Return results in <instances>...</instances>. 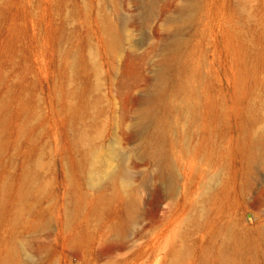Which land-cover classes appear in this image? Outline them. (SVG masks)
<instances>
[{"label": "rangeland", "instance_id": "obj_1", "mask_svg": "<svg viewBox=\"0 0 264 264\" xmlns=\"http://www.w3.org/2000/svg\"><path fill=\"white\" fill-rule=\"evenodd\" d=\"M184 1L0 0V264H219L236 247L230 264H248L264 237V149L250 164L247 135L264 128V0H195L167 26ZM155 102L157 125L136 126ZM85 138L127 161L135 208L95 210Z\"/></svg>", "mask_w": 264, "mask_h": 264}, {"label": "bare ground", "instance_id": "obj_2", "mask_svg": "<svg viewBox=\"0 0 264 264\" xmlns=\"http://www.w3.org/2000/svg\"><path fill=\"white\" fill-rule=\"evenodd\" d=\"M195 0H185L183 2V11L180 12V14L176 17H173L168 21L167 26L175 25L183 21L184 18V10L189 9L194 6ZM106 32L108 34V37L110 38L112 44H118L120 41V37L118 34L117 27L115 23L106 16ZM182 42L178 39L173 38V41L170 45V50L166 52L164 63H169L171 61H174L177 59L178 54L181 49ZM158 86L156 85L154 87V92L151 93L153 99H157L158 94ZM157 90V91H156ZM162 106L158 102H155L152 107L149 108H141L139 110L137 120L135 121L136 126H141L148 118H150L152 115L154 116V122L157 125V114L159 116L160 109ZM5 114V113H4ZM1 114L0 120H4L5 115ZM246 127V126H245ZM157 128V127H156ZM244 128V127H243ZM247 128V127H246ZM251 128V127H250ZM245 129V128H244ZM247 129H245L246 132ZM159 132V131H158ZM248 132V131H247ZM157 132L154 133V138H156L157 147L154 146V150H152V153L149 154L148 157H152L153 160L156 162V164L160 167H162L165 172H160L159 169H157L156 174L159 178H164L168 181V191L173 192L175 190L174 183L176 182L177 173L176 170L170 161L169 156L166 154V152L163 151L162 148H160V142L158 139ZM250 140L249 147L251 148V154L249 155L248 151L246 152L248 156V162L256 161V154L254 153V148L256 149H264V128L255 129L250 134H247ZM84 167L87 170L89 174V180L91 187L96 189L99 193L98 198L96 199L95 203V210L100 211L104 209L105 205L111 201L112 199L121 198L124 201V207L125 211L128 209H133L136 206V203L138 201L137 195H136V185L135 181L132 179L130 175H128L126 172L128 168V163L125 161L121 156H119L115 149L113 148H104L99 146V144H94L91 139L85 138L84 141ZM141 145H144L145 143L143 141H140ZM149 150V149H146ZM149 152V151H148ZM260 153V152H259ZM261 156V155H260ZM146 157V151L144 152V158ZM247 158V157H246ZM148 159V158H147ZM259 159V158H258ZM247 162V160H246ZM246 164V163H245ZM249 165V163H248ZM247 165V166H248ZM158 166V168H159ZM246 166V167H247ZM249 166L247 167V169ZM32 172H27L26 176L28 180L32 179ZM9 190L8 184H0V210L2 208L1 206V200L5 198L6 191ZM159 190V189H158ZM22 193V191H20ZM137 211V210H136ZM126 213V212H125ZM124 213V216H125ZM135 215V214H134ZM133 215V216H134ZM125 220L119 222L116 224L115 229H121L123 226ZM264 232V231H263ZM248 234V232H247ZM224 241L225 245L230 242V237L228 235H224ZM240 247L233 248V251L231 256L229 257L227 255V251H222V260H220L219 264H230L231 262H237L239 260V253ZM245 251V257L247 258L248 264H259L262 262L264 264V237L262 241H256L252 246H250L248 249H243ZM181 256V253H180ZM241 259V258H240Z\"/></svg>", "mask_w": 264, "mask_h": 264}]
</instances>
